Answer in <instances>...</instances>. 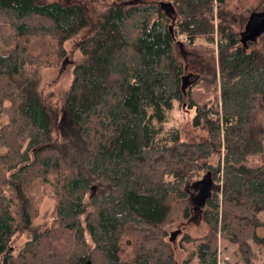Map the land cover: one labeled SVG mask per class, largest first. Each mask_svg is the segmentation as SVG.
Listing matches in <instances>:
<instances>
[{
    "label": "trees",
    "instance_id": "16d2710c",
    "mask_svg": "<svg viewBox=\"0 0 264 264\" xmlns=\"http://www.w3.org/2000/svg\"><path fill=\"white\" fill-rule=\"evenodd\" d=\"M223 2L99 0L92 21L84 0H0V24L16 36L0 53V264H178L163 228L168 201L184 199V186L196 189L202 178L212 184L197 209L207 230L192 251L182 242L193 240L181 236L180 264H217L218 239L233 244L242 263L259 260L264 33L241 41L221 19ZM83 29L58 123L37 74L28 75L27 65L42 61L28 39L38 47L49 40L62 55ZM176 34L215 44L209 90H192L202 80L181 88ZM174 102L185 103L204 138L162 129ZM49 192L54 207L35 222ZM16 234L23 245L5 252Z\"/></svg>",
    "mask_w": 264,
    "mask_h": 264
},
{
    "label": "rangeland",
    "instance_id": "374dc122",
    "mask_svg": "<svg viewBox=\"0 0 264 264\" xmlns=\"http://www.w3.org/2000/svg\"><path fill=\"white\" fill-rule=\"evenodd\" d=\"M88 8L90 17L94 21V12L96 11L94 5L99 3V0H84ZM260 0H224L221 8L225 13L223 23L228 26L233 32H235L240 40H247L245 36L244 23L252 13L256 12V6ZM218 17L213 16V24L217 23ZM174 26V25H173ZM177 30L174 28V31ZM87 33V29H83L78 32L73 38L67 39L63 44V54L56 53L57 49L53 45L44 44L42 47L37 46V38L28 39L29 47L33 53L40 54L42 61L39 65H27L28 75L36 73L40 83V96L45 100L46 107L52 111L58 123L62 118L61 101L67 91V88L71 81V69L74 61L78 56L77 41ZM16 42V36L13 31L5 24H0V53L5 49L12 47ZM246 42V41H245ZM173 54L175 58L181 62L184 66V74L190 73L186 78L188 85L192 82L193 85L200 80L205 84L204 86H193L192 90L205 91L209 90L210 85L205 82V79H214L217 76L218 71V53L215 44L206 43L202 37L196 38L193 43H188L184 35L176 34L173 43ZM186 85V87L188 86ZM190 85V86H191ZM185 87V88H186ZM197 88V89H196ZM192 112L185 106V103L174 102L172 107L165 112L166 120L162 124L163 130H168L171 127L178 129L180 137L183 140H198L205 137V130L201 127H195L191 123ZM6 117L0 115V124L5 122ZM257 122L264 124V107L258 111ZM64 120L57 126L58 133L60 135L65 133ZM56 133L57 135H59ZM201 175V174H200ZM199 175V176H200ZM218 184L220 185L218 179ZM188 184L184 186L187 192V196L184 199L170 198L168 201V212L166 222L163 224L164 230H166L169 239L170 233H172V241L175 258L180 264L181 259L184 256L182 250L178 247V242L182 235L186 234L193 240V242L183 243L188 251H192L195 247L197 240L206 233V224L200 219L199 213L195 208L198 206L200 199V193L198 189H188ZM54 195L49 192L44 197L38 211V216L35 218V222H40L46 213L52 211L54 207ZM188 208L186 215H184L185 209ZM259 233H264V228L259 230ZM219 238V237H218ZM23 235H14L11 242L8 244L5 252L15 254L17 250L21 248L24 242ZM181 246V244H180ZM233 244H228L220 239L217 240V264H223L224 262L229 264H244L240 261L237 252L234 249ZM252 260L251 262H253ZM187 264H196V260L193 259ZM253 264H264V251L259 253V260H255Z\"/></svg>",
    "mask_w": 264,
    "mask_h": 264
},
{
    "label": "water",
    "instance_id": "95a60500",
    "mask_svg": "<svg viewBox=\"0 0 264 264\" xmlns=\"http://www.w3.org/2000/svg\"><path fill=\"white\" fill-rule=\"evenodd\" d=\"M244 30H245V36L247 40H255L258 36L264 33V11L261 12H255L252 13L250 17L247 18L245 25H244ZM245 40V41H247ZM245 42L244 40H241ZM190 75V73H187L181 77V88L184 90L186 85H188V82L186 81V78ZM207 181V182H206ZM199 182L201 183H207L210 184L209 180H206L205 178H202ZM206 185V186H207ZM208 191L207 187L204 189L203 193L200 195V201L201 204H203V201L205 199V193ZM172 233H170L169 239L171 240ZM85 264H89V261L87 260Z\"/></svg>",
    "mask_w": 264,
    "mask_h": 264
},
{
    "label": "flooded vegetation",
    "instance_id": "af4514ba",
    "mask_svg": "<svg viewBox=\"0 0 264 264\" xmlns=\"http://www.w3.org/2000/svg\"><path fill=\"white\" fill-rule=\"evenodd\" d=\"M206 185H207V183H201V182H200V184L196 186V189H198L200 195H201V193H203L204 189L206 188ZM208 185H211V186H212L211 183L208 184ZM207 189H208V188H207ZM199 200H200V199H199Z\"/></svg>",
    "mask_w": 264,
    "mask_h": 264
},
{
    "label": "crops",
    "instance_id": "0c3cea01",
    "mask_svg": "<svg viewBox=\"0 0 264 264\" xmlns=\"http://www.w3.org/2000/svg\"><path fill=\"white\" fill-rule=\"evenodd\" d=\"M198 205H199V203H198ZM198 209V206L195 208V210H197Z\"/></svg>",
    "mask_w": 264,
    "mask_h": 264
}]
</instances>
